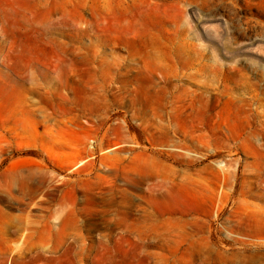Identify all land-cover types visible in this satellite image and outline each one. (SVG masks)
I'll return each instance as SVG.
<instances>
[{
  "label": "rangeland",
  "instance_id": "374dc122",
  "mask_svg": "<svg viewBox=\"0 0 264 264\" xmlns=\"http://www.w3.org/2000/svg\"><path fill=\"white\" fill-rule=\"evenodd\" d=\"M0 264H264V0H0Z\"/></svg>",
  "mask_w": 264,
  "mask_h": 264
},
{
  "label": "bare ground",
  "instance_id": "6f19581e",
  "mask_svg": "<svg viewBox=\"0 0 264 264\" xmlns=\"http://www.w3.org/2000/svg\"><path fill=\"white\" fill-rule=\"evenodd\" d=\"M119 5H120V4H119ZM120 8H121V7H120ZM120 8H119V9H120ZM120 11H121V9H120ZM123 12H125V11L123 10ZM122 14H125V16H126L127 12H125V13H122Z\"/></svg>",
  "mask_w": 264,
  "mask_h": 264
}]
</instances>
